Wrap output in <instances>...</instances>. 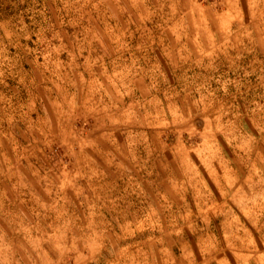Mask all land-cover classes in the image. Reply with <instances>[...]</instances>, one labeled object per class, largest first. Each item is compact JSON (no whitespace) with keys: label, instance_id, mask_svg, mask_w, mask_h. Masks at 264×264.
<instances>
[{"label":"rangeland","instance_id":"rangeland-1","mask_svg":"<svg viewBox=\"0 0 264 264\" xmlns=\"http://www.w3.org/2000/svg\"><path fill=\"white\" fill-rule=\"evenodd\" d=\"M0 264H264V0H0Z\"/></svg>","mask_w":264,"mask_h":264},{"label":"bare ground","instance_id":"bare-ground-1","mask_svg":"<svg viewBox=\"0 0 264 264\" xmlns=\"http://www.w3.org/2000/svg\"><path fill=\"white\" fill-rule=\"evenodd\" d=\"M89 99V98H88ZM103 104V103H102Z\"/></svg>","mask_w":264,"mask_h":264}]
</instances>
